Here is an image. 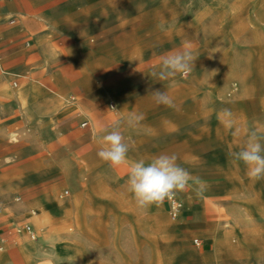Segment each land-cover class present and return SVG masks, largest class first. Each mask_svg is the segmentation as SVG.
Returning <instances> with one entry per match:
<instances>
[{"label": "rangeland", "instance_id": "374dc122", "mask_svg": "<svg viewBox=\"0 0 264 264\" xmlns=\"http://www.w3.org/2000/svg\"><path fill=\"white\" fill-rule=\"evenodd\" d=\"M68 2L66 14L87 43L57 49L52 68L60 82H46L48 87L71 90L80 82L88 88L91 77L92 88L107 94L101 110L120 116L127 102L116 95L129 91L123 117H144L132 128L142 133L139 140L125 141L132 155L151 160L175 154L207 189L200 197L192 189L178 192L184 207L176 219L166 210L167 200L161 207H138L122 181L127 168L111 175L117 167L97 156L102 145L94 143L93 129L109 121L85 102L95 119L61 123L53 142L28 144L26 175L33 182L21 191L45 196L28 207L29 219L16 230L25 234L26 224L36 230L34 237L26 235L42 243V264H264V180H251L243 163L229 155L241 150L250 130L264 135V0ZM184 45L196 57L190 72L164 81L151 76L164 55ZM29 76L15 74L9 86L20 89ZM157 89L168 93L173 107L155 102ZM223 108L231 109L239 135L221 123ZM83 121L88 124L81 126ZM41 153H54L58 160L40 164L31 158ZM51 163H57L56 171L40 173L41 165ZM97 172L100 183L92 179ZM80 184L94 188L85 192ZM185 202L195 203L188 218L181 217ZM221 233L228 235L226 241L217 239Z\"/></svg>", "mask_w": 264, "mask_h": 264}, {"label": "crops", "instance_id": "0c3cea01", "mask_svg": "<svg viewBox=\"0 0 264 264\" xmlns=\"http://www.w3.org/2000/svg\"><path fill=\"white\" fill-rule=\"evenodd\" d=\"M68 3V0H0V264H42V243L30 239V234L25 229L30 224L24 226L25 234L19 228L16 230L18 225L29 219L28 207L41 204L45 196L44 193L23 195L21 191L33 182L26 175L28 144L47 145L53 142L60 135L61 123H72L84 116L95 119L96 114L88 111L83 103L89 102L98 110L106 103L107 94L92 88L91 77H86L88 88L80 82L71 90L48 87L46 83L58 85L60 82L59 72L52 68L59 58L57 49L83 47L87 43L84 31H80V26L66 14ZM100 44L106 46L107 40ZM70 56L76 58L75 54ZM26 72H30V76L24 79L20 89L9 86L10 79L15 74ZM130 96L129 91H121L116 95L127 102L122 114L129 111L127 97ZM102 112L109 123L93 129L94 143L100 142L105 134L104 130H111L115 121L121 122L119 130L126 142L139 140V134L142 133L133 132L122 114ZM83 122L80 123L81 126ZM128 156L130 161L150 160L144 156L136 158L130 151ZM31 158L40 164L58 160L54 153H41L37 158L35 155ZM44 165H41L40 173L58 169L57 163ZM75 166L69 165L72 174H75ZM122 167L128 170L129 165H121L111 169L109 173L117 176L118 168ZM13 176L17 177L15 181ZM93 178L97 179L96 182H101L100 173H95ZM84 184H80V189L85 192L93 190L94 187L88 188ZM20 194L24 196L23 199ZM194 205V202L191 205L185 202V211L181 217L193 215L192 212H186L193 211ZM166 210L169 211V208ZM33 221L36 222L35 219ZM227 236L226 233H221L216 237L220 241H226Z\"/></svg>", "mask_w": 264, "mask_h": 264}, {"label": "clouds", "instance_id": "9594fccd", "mask_svg": "<svg viewBox=\"0 0 264 264\" xmlns=\"http://www.w3.org/2000/svg\"><path fill=\"white\" fill-rule=\"evenodd\" d=\"M195 61L196 57L191 47L184 45L181 51L164 55L158 70H154L151 76L159 81L174 79L178 74L190 72ZM153 98L158 105L174 106L172 98L166 91L159 89L153 91ZM143 118V114L132 113L125 123L128 127L135 128ZM219 118L231 135L240 134V128L235 124L231 109H221ZM120 127L121 122L115 121L111 130H104L105 134L100 139L102 147L97 156L113 168L129 165L125 183L138 207L142 209L153 205L161 207L166 199L171 200L185 189H192L198 197L203 195L207 189V182L178 164L175 154H160L150 161L144 159L130 161L129 145L125 142ZM229 155L233 162L243 163L251 180H264V135L255 129L250 130L241 150L230 152Z\"/></svg>", "mask_w": 264, "mask_h": 264}, {"label": "built area", "instance_id": "2783aa9c", "mask_svg": "<svg viewBox=\"0 0 264 264\" xmlns=\"http://www.w3.org/2000/svg\"><path fill=\"white\" fill-rule=\"evenodd\" d=\"M87 124V122H83L82 126H85ZM67 191H64L63 193L65 194ZM168 204H169V212L172 218L176 219L180 216L181 212L183 211V203L179 200V198L177 197V195H175L171 200H168ZM26 231L30 234L31 237L35 236V232L32 229V227L30 225H26L25 226ZM196 243H199L198 240H195Z\"/></svg>", "mask_w": 264, "mask_h": 264}]
</instances>
